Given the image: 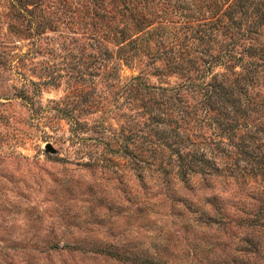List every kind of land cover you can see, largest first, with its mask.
<instances>
[{"label":"rangeland","instance_id":"1","mask_svg":"<svg viewBox=\"0 0 264 264\" xmlns=\"http://www.w3.org/2000/svg\"><path fill=\"white\" fill-rule=\"evenodd\" d=\"M143 1L0 0V264H264V27L238 40L232 72L253 81L236 111L198 104L203 92L176 102L200 107L195 132L216 158L183 179L138 148L156 129L133 79L186 80L129 59L123 33Z\"/></svg>","mask_w":264,"mask_h":264},{"label":"trees","instance_id":"2","mask_svg":"<svg viewBox=\"0 0 264 264\" xmlns=\"http://www.w3.org/2000/svg\"><path fill=\"white\" fill-rule=\"evenodd\" d=\"M175 1V9H168L164 15L156 14L152 10L150 0L133 5L123 37L129 39L126 46L134 50L129 56L131 61L147 57L153 63L163 61L165 70L186 79L177 86L158 89L140 76L133 79L134 89L138 93L142 92V97L138 100L143 101V109L147 110L148 119L156 129L150 135L139 137L142 141L138 148L144 149L145 145H149L151 149L146 153L151 156L149 163L155 168L163 169L165 175L170 171L163 167L175 164L176 174L186 179L190 171H196L201 165L213 164L216 158L213 153L208 152L207 143L200 140V134L195 132L206 121V117L199 114L200 107L186 106L188 110L185 111L176 102L183 101V91L191 97L203 92L198 104H207L212 109V105L219 102L223 110L228 112L231 106L236 111L237 105L242 103V95L252 85L253 75L251 72L246 74L245 71L232 72L234 67L231 62L242 61L235 52L240 39L258 33L264 27V0ZM251 7H255V17L247 27L246 17L250 16L248 10ZM244 28L247 29L243 31ZM219 37L229 42H221L217 49L213 42L218 44ZM155 38L158 49L153 53L151 41ZM217 66L224 67L227 72L213 74V69ZM155 69L164 71L157 67ZM195 74L198 80L196 83L193 81ZM232 75L236 77L232 78ZM209 76L211 80L207 81ZM147 97L149 103L144 102ZM181 112L185 117L180 115ZM225 123L218 122L217 138L226 135L224 133L228 128ZM186 143L188 146H185ZM219 143L223 144L222 141ZM172 147L175 150H171ZM189 147L191 149L188 152L183 151V148ZM173 155H176L175 160ZM142 157L140 154L139 159Z\"/></svg>","mask_w":264,"mask_h":264}]
</instances>
